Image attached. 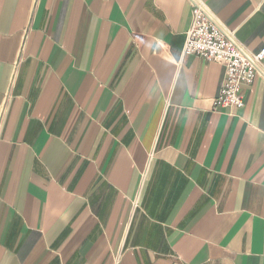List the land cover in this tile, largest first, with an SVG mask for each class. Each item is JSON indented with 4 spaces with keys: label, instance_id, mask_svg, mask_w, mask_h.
Instances as JSON below:
<instances>
[{
    "label": "crops",
    "instance_id": "0c3cea01",
    "mask_svg": "<svg viewBox=\"0 0 264 264\" xmlns=\"http://www.w3.org/2000/svg\"><path fill=\"white\" fill-rule=\"evenodd\" d=\"M247 49L264 0H205ZM188 0H0V264H264V78L214 109Z\"/></svg>",
    "mask_w": 264,
    "mask_h": 264
},
{
    "label": "built area",
    "instance_id": "2783aa9c",
    "mask_svg": "<svg viewBox=\"0 0 264 264\" xmlns=\"http://www.w3.org/2000/svg\"><path fill=\"white\" fill-rule=\"evenodd\" d=\"M188 1L193 14L183 55L194 54L225 66L226 76L214 100V109L243 108V88L252 84L258 76L264 78V48L259 52L250 51L236 39L233 30L230 31L215 18L205 0Z\"/></svg>",
    "mask_w": 264,
    "mask_h": 264
}]
</instances>
